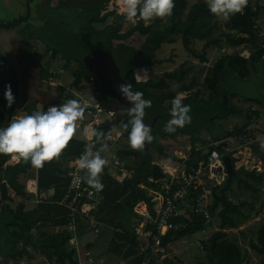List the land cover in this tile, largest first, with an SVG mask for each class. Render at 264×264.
<instances>
[{"label":"trees","instance_id":"trees-1","mask_svg":"<svg viewBox=\"0 0 264 264\" xmlns=\"http://www.w3.org/2000/svg\"><path fill=\"white\" fill-rule=\"evenodd\" d=\"M60 1L59 7L54 9L50 7L52 0H27L24 15L17 16L8 22L1 21L0 30L17 27L20 34L26 35L27 39L33 38L41 41L45 45V51L51 52L53 58L60 56L65 68L70 67L71 63L78 64V68L72 74V86L80 90L82 87L79 84L83 80L93 81L95 98L107 110L116 109L112 101L101 92L95 76L86 69L82 62L83 57L95 49H102L111 54L126 83L132 84L133 90L143 92L144 98L152 101L151 107L145 109L144 117L145 123L149 124L152 129V142L146 143L142 150H135L129 146L116 152L121 160L125 161L127 158L133 160L132 165L126 163L130 169V177L118 183L111 176L107 165L100 175L104 188L98 194L103 197V202L93 215L102 227L111 229L112 237L107 251L127 264L145 262L150 251L139 254V243L132 233L133 207L139 201H146L151 205V197L148 196L146 188L161 191V179L165 175L161 168L153 163L152 153L159 157L169 156L165 153L160 140L187 136L191 145L188 159L185 160L187 171L196 167L199 162L204 163L208 151L211 150H219L222 156H229L234 168V174L231 177L226 174L224 182L212 190L209 213L211 217L218 218L219 229L208 239L201 241L205 260H199L197 264H248V251L239 246L236 237L229 238L227 230L237 229L247 221L251 217L254 203L241 201L235 204L229 197L233 186L238 191L258 194L264 180V169L261 172L256 169H245L244 166L235 169L236 160L232 157V152H226L223 149L220 144L221 139L213 136L212 139L206 141L202 139L201 133L220 128L219 122L227 120L230 115H243L240 109L231 105L224 97V82L227 78L245 81L255 74H261L264 77V38L259 35V26L256 21L261 12L264 13V5L253 6L248 0L242 13L230 17L225 22L223 19L218 21L217 17L208 12L205 0L198 1L189 8L187 0H175L171 16L154 18L150 23L137 18L136 23L124 30L130 21L122 13H117L116 8L111 11L106 10L110 0ZM34 4H37L38 12L48 15L42 24L38 17H34L33 22L30 21L33 15L31 8ZM109 19L110 22H108ZM35 23L41 24L36 31L33 29ZM43 28H47L44 33H37L35 36L29 33L38 32ZM136 33L145 37L138 49L125 43ZM178 38L189 56L199 59L200 63L207 62V49H219L222 44L227 45L228 48L241 47L249 54L243 56L242 50H238L222 55L213 62L206 70L203 79L207 98L197 88L198 83L194 76L187 82L193 67H185L184 63L174 71L163 73L158 79L149 78L145 82H137L134 71L141 68L152 69L162 65L163 61L156 57V52L164 44L175 43ZM197 41L203 42L201 51L198 53L193 47ZM176 83L179 84L178 88L171 90L170 86ZM6 85L10 86L12 91L10 75L0 80V127L3 126L8 110L3 95ZM178 93H185L182 102L191 106V122L183 128H178L174 133H167L163 130L164 125L170 119L171 101ZM230 97L238 98L239 96L237 93H231ZM19 99L17 96L12 117L16 115ZM66 99L75 98L68 95ZM248 100L259 105L261 103L257 98H248ZM115 104L123 110L113 124L122 122L123 135L127 138L128 131L124 125L128 123L130 117L126 108ZM23 110L25 115L35 112L36 102L27 100ZM246 119L250 121L251 117L246 116ZM247 125L246 123L234 128L233 131L226 133V137H242L253 158L264 164V148L260 147L264 141L251 140L250 132L246 129ZM99 129L104 131L105 124L96 128L97 131ZM100 139H105L103 134L99 138L95 137L98 147H102ZM198 143L207 146V153L196 150ZM85 149L86 144L83 141L72 138L58 158L45 162L39 168L23 159H18L19 161L14 164H7L11 154H0L2 199L13 202L10 191L16 198L22 199L15 208H11L8 203L1 205L0 235L4 237L0 241V247L4 251L2 264H10V262L11 264H24L19 262L22 260L27 261L26 264H34L32 260L35 254L43 256L48 264H78L75 252L68 251L66 248L70 238L66 227L71 220V213L59 202L67 193L69 173L73 169L70 168V159L71 157L78 159ZM34 167L38 193L48 194L51 189L54 192L52 199L47 195V198L36 203L34 208L26 210L29 200L34 196L26 191L25 182ZM85 171L80 169L83 178ZM259 212L257 210L254 215ZM205 227L203 217L196 216L194 221L187 224L184 229L168 231L161 238L160 245L165 248L179 239L201 232ZM48 229H57V231L50 234ZM117 230H121L122 233L116 232ZM240 234L242 235L241 232ZM254 235L255 238L248 239V246L260 257V264H264V220L255 227ZM147 264H153V262L150 261ZM161 264L178 263L166 258Z\"/></svg>","mask_w":264,"mask_h":264},{"label":"rangeland","instance_id":"rangeland-1","mask_svg":"<svg viewBox=\"0 0 264 264\" xmlns=\"http://www.w3.org/2000/svg\"><path fill=\"white\" fill-rule=\"evenodd\" d=\"M122 1V4L119 2ZM202 0H187L188 8ZM252 5H260L264 4V0H250ZM0 1V22H8L11 21L17 14L25 11V0H7ZM57 0H52L51 4L55 5ZM14 5L13 10L12 6ZM117 9V13H123L124 9V0H110L107 4L106 10L111 11L113 9ZM14 11V12H13ZM34 14V13H33ZM218 21L222 19L217 17ZM111 20L109 19L108 22ZM257 24L259 26V35L261 38H264V13L261 12L259 18L256 19ZM36 24V25H35ZM33 26L34 31L40 28V23H35ZM133 23L130 22L124 27L126 30ZM32 29V30H33ZM16 33L10 30H0V53L4 59L9 62L17 71V67H20L19 72H16V76L18 78V82L20 81L19 76L21 75V96H27L29 100L36 102V111L46 110L47 107L53 105H59L67 101L66 97L68 95L74 96L75 99L81 103L80 98H92V93L95 90V84L93 81L83 80L79 85L82 87L80 90H76L72 86L73 81V72L78 68V64L71 63L70 67L65 68L63 66L64 62L60 58V56H56L53 58L51 56V52L45 51V45L38 40H34L33 38H26L20 34V30H16ZM47 31V28L40 29L38 32L31 33L32 35H36L37 33H44ZM27 32V33H28ZM19 33V35H18ZM19 36L22 39H19ZM145 37L139 35L138 33L134 34L131 38H129L125 43L132 46L135 49L143 43ZM203 42H195L193 47L194 50L198 53L201 51ZM242 50L241 54L243 56H248V51L238 48H228L227 45L222 44L221 47L218 48H210L206 51L207 62L200 63L199 59L193 58L189 56V54L183 49L180 39H176L173 44H164L162 48L156 52V57L163 61L162 65L156 66L152 69H146L144 75L142 76L144 79H158L163 73L170 72L176 70L182 63H184L185 67H193L192 72L189 74L187 78V82L191 79V77H195L198 83V89L202 93V95L207 98V91L203 86V79L205 77L206 70L213 64V62L222 55L232 53L234 51ZM260 69H262V65H260ZM43 74V76H39V72ZM50 71V73L48 72ZM262 72V71H261ZM49 73V74H48ZM57 73V74H56ZM60 74V77L57 75ZM139 73V71H137ZM257 75V74H255ZM253 75L252 78L245 81H236L227 78L224 82V97L229 100L231 105H234L238 109L243 112V115L233 114L230 115L227 120L219 122L218 129H215L211 132L203 131L201 133L202 139L209 141L213 136H217L221 139L220 144H222L223 149L226 152H232V157L235 158V169L239 167L246 166L245 169L251 170V167H256V170L261 172L264 169V164L260 162H253L250 159L248 163V156L253 157L250 153V150L243 151L239 153V148L242 145L237 137H226V133L233 131L236 127H241L244 124L247 125V130H249L250 138L253 141L262 142L264 141V77L259 74L257 76ZM261 75V77H260ZM9 76V71L0 64V80L5 79ZM179 84H172L170 86L171 90L177 89ZM231 93H237L238 98H231ZM185 96V93L183 94ZM93 97H95L93 95ZM20 98V93L18 94V99ZM248 98H257L261 101L260 105L249 101ZM26 103V100L19 99L17 104V112L16 116L25 115L23 107ZM82 105V104H81ZM38 108V109H37ZM86 110L84 109V121H86ZM121 114V110L117 111ZM86 113V114H85ZM257 115H256V114ZM86 116V117H85ZM246 116L251 117V120L248 121ZM118 118L114 116L110 119V124ZM83 120V119H82ZM82 120L77 122V125L82 122ZM119 125V124H116ZM77 128V127H76ZM81 127L76 129L75 134L72 138L77 140L82 138L83 132ZM242 138V137H241ZM188 138L185 136H179L176 139H161L160 143L165 148V153L169 157H159L156 154L152 153V161L154 164L159 163L160 160L166 162L167 158L169 159H177L179 153H183L184 157H188V148L190 147ZM128 142L125 137L124 140L120 143L121 149L123 147H129L125 145ZM219 144V143H217ZM201 145V143H198ZM201 147V146H200ZM207 150V146L203 144L202 151L205 152ZM221 150V149H220ZM233 150V151H232ZM220 152V151H219ZM186 153V154H185ZM242 154V155H240ZM11 156H13L11 154ZM165 158V159H164ZM176 161V160H174ZM125 162L128 165H132L133 160L131 158H127ZM15 159L8 160L7 164H14ZM253 164V165H252ZM36 173V169H32L28 176L34 177ZM112 174V172H111ZM10 197L13 198V202L3 200L1 191H0V209L1 205L4 203H8L11 208H15L17 203H19L22 199L16 198L13 192H9ZM230 200L239 204L241 201L253 202L254 209L252 211L251 217L245 221L239 228L227 230L228 237L237 238V243L242 249L247 250L248 252V264H260V257L256 255L248 246V239L255 238L254 229L259 224V222L264 220V180L260 185V189L258 194L253 195L247 193L245 191H238L235 186H233V191L230 194ZM36 205L35 199L32 198L29 200L28 205L26 206V210L34 208ZM259 210L260 212L256 215L255 212ZM205 228L192 236L179 239L167 247L161 249V251L157 253L151 252L149 256L147 255L145 261H152L153 264H161L164 259L169 258L171 260L176 261L178 264H197V261L205 260V254L201 249V241L208 239L214 232L218 231L219 220L216 217H211V221L208 224H205ZM1 227V226H0ZM88 225L83 222L81 225H78L77 235L80 241V246H85L88 242H94L95 246L91 249L93 255L96 256L97 259L102 260V262H97V264H127L126 262L120 261L115 255L109 253L107 248L109 246L110 239L112 237L111 229H106L104 227L100 228L99 233H94L92 229H87ZM57 229H48V233H55ZM1 232V229H0ZM242 233V235L240 234ZM4 237L0 235V241ZM140 251V250H139ZM3 248L0 247V264L3 262L2 254ZM143 253V252H142ZM24 264L27 261L22 260L19 261ZM32 263H43L48 264L45 261V258L39 254H35ZM11 264V262H10Z\"/></svg>","mask_w":264,"mask_h":264},{"label":"built area","instance_id":"built-area-1","mask_svg":"<svg viewBox=\"0 0 264 264\" xmlns=\"http://www.w3.org/2000/svg\"><path fill=\"white\" fill-rule=\"evenodd\" d=\"M141 70L145 69H136L134 75L137 74V71L140 73ZM135 79L137 82L148 80V78L144 79L137 76ZM80 100L87 113H85L87 123L83 128L86 148L90 146L93 151H100V154L108 160L107 167L110 174L112 172L113 179L118 183L124 182L131 175L130 169L126 162L116 154L122 148L120 143L125 138L123 123L120 122L119 125L110 124V119L116 116V113L113 110L103 108L93 97V93L92 98H80ZM103 124H105V130L99 129L98 132L102 133L105 139H103V147L99 148L96 146L95 138L91 133L92 129ZM238 140L242 145H245L239 148V153L247 151L249 148L244 139L239 137ZM125 145H128V142ZM197 150H201V148ZM177 156V160L174 159L176 161L168 158L170 160L169 166L161 167L165 177L161 179V191H149L151 205L146 201H139L133 207L132 233L140 245L139 254L147 250L150 253L161 251L163 249L160 245L161 238L168 231L184 229L187 224L194 221L196 216L203 217L205 224L211 221L209 205L212 190L224 182L226 178L222 154L218 150L208 151L206 161L204 163L199 162L190 171H187L185 167V160L188 157L185 158L183 153H179ZM11 159L15 158L11 157ZM250 159L253 160V157L248 156V163ZM78 160L79 158L75 159L72 164L74 167L69 173L70 181L67 193L59 204L69 209L71 213V220L66 227L70 233L66 248L68 251L75 252V259L78 264H94L92 253L85 251L80 246L77 229L78 225L85 222L88 225L87 229L91 228L96 234L99 232L101 225L94 219L93 213L100 208L103 197L87 185L80 174ZM18 161L15 159V163ZM253 162L255 163L256 160L254 159ZM252 169H256V167H251ZM32 178H28L25 182L26 191L34 196L36 203H39L47 198L49 192L48 194L38 193L37 178ZM116 232L122 233L121 230ZM147 263L146 260L143 264Z\"/></svg>","mask_w":264,"mask_h":264},{"label":"clouds","instance_id":"clouds-1","mask_svg":"<svg viewBox=\"0 0 264 264\" xmlns=\"http://www.w3.org/2000/svg\"><path fill=\"white\" fill-rule=\"evenodd\" d=\"M247 3L248 0H206L208 12L225 22L242 13ZM174 6L175 0H124L122 14L132 23H136L137 18L150 23L154 18L171 16ZM145 72L141 70L135 76L142 77ZM119 91L131 105L127 109L130 119L124 125L128 131V144L132 149L142 150L146 143L153 140L152 129L144 121L145 109L151 107L152 101L144 98L143 92L133 90L129 83L120 84ZM3 95L6 106L11 107L15 97L10 86H5ZM183 98V93H178L171 101L170 119L163 129L167 133H174L191 122V106L184 104ZM83 115L81 103L76 99H69L62 104L49 106L46 110L16 116L5 127H0V154H12L15 159H23L37 168L42 167L45 162L59 157L74 136L77 122L83 119ZM91 134L98 138L102 135L96 129H92ZM202 146L196 144V150L201 148L202 151ZM260 147L264 148V144ZM190 150L191 145L189 153ZM107 164L108 160L100 151H93L90 146L79 157L78 167L86 170L85 182L97 193L104 188L100 175Z\"/></svg>","mask_w":264,"mask_h":264},{"label":"water","instance_id":"water-1","mask_svg":"<svg viewBox=\"0 0 264 264\" xmlns=\"http://www.w3.org/2000/svg\"><path fill=\"white\" fill-rule=\"evenodd\" d=\"M82 62L85 65L86 69L91 74H93V76H95L101 92L108 99L127 109L131 106L130 103L123 97V95L119 91V85L122 83H126V81L122 78L120 69L111 54L105 52L102 49H95L85 55L82 59ZM0 63L9 71L12 81V94L15 97V102L11 105V107H8L7 114L2 126L5 127L7 123L12 118H14L12 117V112L16 103L18 84L15 68L6 60H4L1 54ZM222 159L225 167V172L228 177H231L234 174V168L231 163V159L229 156H223ZM74 161L75 158L71 157L70 168L74 167L72 166ZM53 192L54 190H49L50 199H52Z\"/></svg>","mask_w":264,"mask_h":264},{"label":"flooded vegetation","instance_id":"flooded-vegetation-1","mask_svg":"<svg viewBox=\"0 0 264 264\" xmlns=\"http://www.w3.org/2000/svg\"><path fill=\"white\" fill-rule=\"evenodd\" d=\"M0 1H1V0H0ZM3 1L6 2L7 0H3ZM10 1H11V0H10ZM26 1H27V0H25V10H26ZM5 2H4V3H5ZM60 2H61L60 0H57V3H56L55 5L50 4V7L56 9L57 7H59ZM11 6H12V10H13L14 5L12 4ZM36 7H37V4H34V5L32 6V8H31L32 14H33V13H34V14L31 16L32 19H30V21L33 22L34 17H35V18L38 17L39 20H40V23L42 24V22L44 21V19H47L48 15H47L46 13H43V14H42V13L38 12V7H37V8H36ZM13 12H14V11H13ZM24 13H25V11H24L23 13L20 12V13L17 14L15 17H17V16H18V17H21L22 15H24ZM15 17H14V18H15ZM14 18H13V19H14ZM13 19H12V20H13ZM15 29H16V30H19V28H17V27L14 28V29H9V30L12 31V32L14 31V32L16 33ZM18 35H19V33H18ZM20 38L22 39V37L19 36V39H20ZM36 41H37V40H36ZM38 41H39V40H38ZM39 42H41V41H39ZM41 43H42V42H41ZM0 54H1V53H0ZM3 58H4V57H3ZM4 60H5V59H4ZM8 63H9V62H8ZM20 63L22 64V62H19V66L17 67V71H16L17 73L19 72L18 70H19V67L21 66ZM15 70H16V69H15ZM48 72L50 73V71H48ZM21 73H22V72H21V67H20V72H19V74H21ZM39 73H40L39 76L42 77L43 74L41 73V71H40ZM49 73H48V74H49ZM56 74H57V73H56ZM58 74H59V73H58ZM9 75H10V74H9ZM57 77H60V74L57 75ZM19 79H20V81L18 82V78H17V84H18V87H17V96H18V94L20 93V98H26L27 100H29V98H27V96H23V97L21 96V75L19 76ZM93 94H94V96H95V93H93ZM111 103L114 105V108L116 109V116H119L120 113L117 112V111H120V110H121V112H122L123 109L120 108L119 106H117L113 101H112ZM126 109H127V108H126ZM13 117H15V116H13Z\"/></svg>","mask_w":264,"mask_h":264},{"label":"crops","instance_id":"crops-1","mask_svg":"<svg viewBox=\"0 0 264 264\" xmlns=\"http://www.w3.org/2000/svg\"><path fill=\"white\" fill-rule=\"evenodd\" d=\"M206 1V0H205ZM260 5H264V4H261L260 3ZM22 100H26V102H27V99L26 98H22ZM38 109V108H37ZM87 116V115H86ZM85 116V117H86ZM86 123H87V120L86 121H84V115H83V120H82V122L79 124V126L77 125V128L76 129H78L79 127H81L82 129H80V130H82V132H83V135H82V138L81 139H79V140H81V141H85V133H84V131H83V128H84V126L86 125ZM94 138H95V136H94ZM85 143V142H84ZM100 143L102 144V147H103V140L102 139H100ZM86 144V143H85ZM99 148H101V147H99ZM13 157V156H12ZM165 159V158H164ZM77 160V159H76ZM167 161L166 162H164L163 160H160L159 161V163H157L156 165L158 166V167H162V166H164V165H170V160L167 158L166 159ZM73 166V165H72ZM36 177V173H35V175H34V177L33 178H35ZM28 178H31V177H28ZM32 178V179H33ZM146 190H147V192H148V196H149V191L150 190H156V189H147L146 188ZM43 194V193H42ZM81 225V224H80ZM102 227V225L99 227V234H101L102 232H100V228ZM170 245V244H169ZM95 246V243L94 242H88L85 246H82L83 247V249L85 250V251H89V252H91V249L93 248ZM139 248H140V245H139ZM92 253V252H91ZM92 255H93V253H92ZM94 256V261H95V263L94 264H97V262L99 261V262H102V260H101V258L100 259H97L96 258V256L95 255H93ZM123 262H125V261H123Z\"/></svg>","mask_w":264,"mask_h":264},{"label":"bare ground","instance_id":"bare-ground-1","mask_svg":"<svg viewBox=\"0 0 264 264\" xmlns=\"http://www.w3.org/2000/svg\"><path fill=\"white\" fill-rule=\"evenodd\" d=\"M119 4H122V1H120Z\"/></svg>","mask_w":264,"mask_h":264}]
</instances>
